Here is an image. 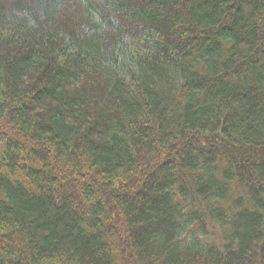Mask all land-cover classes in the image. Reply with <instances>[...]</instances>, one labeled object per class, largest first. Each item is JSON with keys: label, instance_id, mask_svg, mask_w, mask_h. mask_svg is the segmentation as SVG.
<instances>
[{"label": "trees", "instance_id": "16d2710c", "mask_svg": "<svg viewBox=\"0 0 264 264\" xmlns=\"http://www.w3.org/2000/svg\"><path fill=\"white\" fill-rule=\"evenodd\" d=\"M0 264H264V0H0Z\"/></svg>", "mask_w": 264, "mask_h": 264}, {"label": "clouds", "instance_id": "9594fccd", "mask_svg": "<svg viewBox=\"0 0 264 264\" xmlns=\"http://www.w3.org/2000/svg\"><path fill=\"white\" fill-rule=\"evenodd\" d=\"M95 18H96V21L99 23L100 22V19H101L100 16L99 15H96ZM113 23H115V21H113ZM121 40H122V42L124 44H127L128 45V49L130 50L131 47H132L131 38L130 37H122ZM132 54H134V53H132ZM116 58L118 60L123 58L121 52H119V51L116 52Z\"/></svg>", "mask_w": 264, "mask_h": 264}]
</instances>
